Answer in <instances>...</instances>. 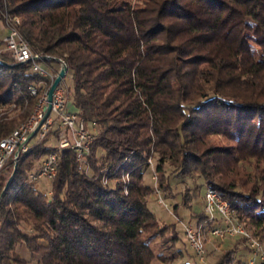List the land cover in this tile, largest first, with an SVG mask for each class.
Here are the masks:
<instances>
[{
  "label": "trees",
  "instance_id": "obj_1",
  "mask_svg": "<svg viewBox=\"0 0 264 264\" xmlns=\"http://www.w3.org/2000/svg\"><path fill=\"white\" fill-rule=\"evenodd\" d=\"M0 21L15 28L32 52L49 57L50 68L65 62L70 106L97 131L92 167L105 166L108 179L121 172L129 177L114 187L88 177L68 150L47 195L27 183L52 150L46 140L20 155L16 168L8 162L0 172V264H154L158 258L173 264L186 256L175 247L181 238L173 225H166L173 232L165 240L167 253L153 250L165 229L149 210L150 188L142 183L151 151L159 158L163 199L174 197L164 164L176 166L175 177L183 181L193 168L263 241L264 0H142L135 6L120 0H0ZM200 64L201 95L190 100L185 70ZM29 66L13 64L0 51V139L28 118L38 100L29 88L43 79ZM210 136L231 145L202 153ZM213 155L254 161L248 190L219 182ZM178 207L173 203L174 212ZM205 219L204 212L197 216ZM234 262L226 254L216 264Z\"/></svg>",
  "mask_w": 264,
  "mask_h": 264
},
{
  "label": "built area",
  "instance_id": "obj_2",
  "mask_svg": "<svg viewBox=\"0 0 264 264\" xmlns=\"http://www.w3.org/2000/svg\"><path fill=\"white\" fill-rule=\"evenodd\" d=\"M6 27L7 35L3 41L13 64L30 63L29 72L39 76L43 81L29 88V94L37 97L38 100L28 118L0 139V172L8 162L16 167L20 155L27 153L48 134L53 135L55 143L51 145L52 150L39 160L37 167L28 173L27 183L35 185L39 180L47 179L52 184L57 175L59 160L63 152L68 150L75 154L79 170L84 171L83 166L88 165L96 132L72 110L67 90L63 87V79L66 75L54 90L50 113L44 119L48 107L47 93L58 73L52 74L44 56L32 52L28 43L15 28ZM63 66L66 64L60 61V69ZM33 132L35 134L28 139ZM155 193L158 203L165 206L160 191L157 189ZM203 212L206 217L203 222L197 221L195 226L185 229L187 242L198 264L205 261L206 234L219 241L225 238L245 239L250 251L246 264H264V246L250 235L238 220L231 205L212 188L205 189Z\"/></svg>",
  "mask_w": 264,
  "mask_h": 264
},
{
  "label": "rangeland",
  "instance_id": "obj_3",
  "mask_svg": "<svg viewBox=\"0 0 264 264\" xmlns=\"http://www.w3.org/2000/svg\"><path fill=\"white\" fill-rule=\"evenodd\" d=\"M120 1H127L132 6L141 5L142 0H120ZM1 22V21H0ZM5 30L7 31V27L1 22ZM4 37H0L2 45L0 46V51L7 54L10 58L9 52L6 50L4 41ZM11 59V58H10ZM12 61V60H11ZM65 63V62H64ZM49 67V66H48ZM67 67V66H66ZM50 68V67H49ZM60 64L57 66H52L50 70L52 74L58 73L60 70ZM202 69V64L198 66H189L185 70L184 76V83L187 88V95L189 96L188 99L190 100H197L201 95L202 90V80L199 78V71ZM63 79V87L67 90V96L70 93L72 82L67 76ZM91 128L90 126H88ZM96 131V129L93 127ZM45 144L52 145L55 143V139L53 135L48 134L46 138ZM43 141V140H42ZM231 142L224 139L220 136H210L206 139L205 143L202 144L201 150H207L208 148L215 147V146H229ZM101 154V150L97 151V155ZM91 157V156H90ZM215 159L216 167L213 169V173L216 174L217 179L219 182H223L226 184H236L238 187H242L245 190L251 186L254 181L255 175V164L254 161L250 160L248 157L243 159L242 161L239 158H234L232 156L229 157H222L213 155L211 156ZM212 158H208L205 156V160H210ZM158 155L151 151L150 156L147 159V165L144 174L142 183L150 188V194L147 196V205L149 210L154 214L155 218L158 220L159 227H164L165 234L156 239L153 243V250L157 255L166 254L167 251L165 248L169 245V243H165L169 239L170 234L173 232L170 227H166V225H173L175 227L176 232L180 236L181 240L175 245L176 248L181 249L186 253L183 258L178 259L173 264H179L183 261L187 263H196V259L192 250L189 247V243L187 242L185 236V229L186 227H193L197 222V216L203 214V207H204V193H205V185L201 178H198L196 171L193 168L191 169V177L185 179L183 181L180 177H175L177 175L175 171L176 166L170 165V163H166L163 166V170L165 175L172 174L171 178V186H172V196L173 199H163V192L158 187V182L160 179L161 174L156 172V165L158 164ZM204 160V158H203ZM39 162V161H38ZM38 162L35 164V169L38 165ZM208 164V161H207ZM85 168L84 171H80L78 166L79 172L88 176V177H100L103 183H107L109 186L114 187L116 182H120L122 184H126L128 182L129 177L124 172H121L119 175L115 174L113 179L107 178V168L100 167V164L97 163L98 169L97 171L94 170L92 167V163L90 158L88 160V165L83 166ZM32 169V170H33ZM221 179V180H220ZM183 181V182H182ZM244 185V186H243ZM51 181L47 179H41L35 183V188L44 194H49L51 192ZM195 186H198V189H195ZM160 191V197L163 199L165 206L158 203V197L155 193L156 190ZM126 193V191H125ZM51 195V194H49ZM173 203H178L179 207L177 212L173 210ZM244 226V225H243ZM246 229V228H245ZM250 233V232H249ZM250 235L255 238L251 233ZM259 241L257 238H255ZM263 241H259L264 246V238ZM205 247V261L204 263L199 264H216L224 255L229 254V257H234L235 262L232 264H246L247 259L250 256V251L247 248V244L245 239L241 238H225L222 241L217 240L216 238L209 237L207 234L205 235L204 241ZM19 253L28 258V254L25 253L23 248L19 249ZM162 258H158L154 260V264H166L164 261L160 260ZM106 264H122L121 260L113 259L112 261L106 262Z\"/></svg>",
  "mask_w": 264,
  "mask_h": 264
},
{
  "label": "water",
  "instance_id": "obj_4",
  "mask_svg": "<svg viewBox=\"0 0 264 264\" xmlns=\"http://www.w3.org/2000/svg\"><path fill=\"white\" fill-rule=\"evenodd\" d=\"M50 59L49 57H44V60H48ZM67 72V67L63 66L62 69H60V71L58 72L57 76L55 77L53 83L51 84L48 93H47V103H48V107H47V111L45 113L44 119L49 115L50 110H51V101H52V95L54 90L56 89V87L59 85V83L61 82V80L64 78V76L66 75ZM35 134V132L31 133L28 137V139H30L33 135ZM16 168V167H15ZM15 169L11 175V177L9 178L8 182L5 185L4 190L7 188L10 180L12 179L13 175H14Z\"/></svg>",
  "mask_w": 264,
  "mask_h": 264
},
{
  "label": "crops",
  "instance_id": "obj_5",
  "mask_svg": "<svg viewBox=\"0 0 264 264\" xmlns=\"http://www.w3.org/2000/svg\"><path fill=\"white\" fill-rule=\"evenodd\" d=\"M6 35H7V31L0 22V37H5Z\"/></svg>",
  "mask_w": 264,
  "mask_h": 264
}]
</instances>
